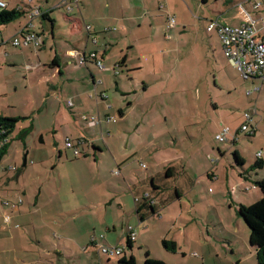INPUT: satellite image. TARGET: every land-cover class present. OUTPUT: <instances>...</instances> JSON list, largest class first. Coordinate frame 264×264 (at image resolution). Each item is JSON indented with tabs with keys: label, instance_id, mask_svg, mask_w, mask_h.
I'll return each mask as SVG.
<instances>
[{
	"label": "rangeland",
	"instance_id": "obj_1",
	"mask_svg": "<svg viewBox=\"0 0 264 264\" xmlns=\"http://www.w3.org/2000/svg\"><path fill=\"white\" fill-rule=\"evenodd\" d=\"M5 1L8 3L7 9H27L30 5L36 7L35 5L38 4L47 6L46 0ZM188 2L189 6L184 9L185 12L181 14L173 12L177 23L176 28L170 31L171 37L165 38L162 33H159L157 39L151 38L152 40L146 46L151 56L158 53L163 55L161 67H164L163 64L168 67L167 72L174 83H171L169 93L162 96V103L160 102L161 106H159V111L168 117V120L164 121L166 125L160 124L157 137L150 142L151 147L146 149L142 147V151L139 152H150L154 158L156 157V159L153 158L155 162L165 158L179 159L175 163L184 165L188 173V176H181V180L176 181L182 187L183 196L180 199L175 197L168 201L160 208L159 214L148 217L142 223L139 222L138 226L141 228L136 229L138 235L132 249L127 245L124 225L115 224L116 230L110 231V237L114 240L123 237L124 241L120 245L124 253L121 255L109 257L99 252L98 247L85 250L81 245H76L72 251L62 247L66 254L60 259L57 254L49 253L57 240L53 237L48 239L51 242H44L45 250H18L12 247V241H0V262L6 264L10 261L12 264H20L15 261L16 257L27 256L54 260L57 264H114L123 255L127 257L133 255L137 264H144L149 252L151 258L166 264H236V259L244 256L252 258L250 259L252 263L249 261L245 264H256L255 255L250 253L252 252L249 242L250 229L240 215L239 207L241 204H253L262 197L256 179L264 178V166L255 167V164L264 160V85L260 91H255L256 87L261 85V79L243 77L222 53L216 32H209L206 29L208 21L216 20L218 17L225 23L237 22L240 15L244 14L240 7L242 1L188 0ZM244 6L250 10L248 3ZM59 11L65 12L61 9ZM261 12L264 13V9ZM29 19L30 14L26 13L0 26V114L22 117L15 130L9 135L10 148L0 164L1 175L7 173L3 170L4 167L21 165L26 148H29L30 156H34L36 152L38 157L45 158L49 170L54 169L57 173L58 153L49 152L53 142L57 140V146H62L68 131L76 130L80 133L72 121L74 117L68 106V101L72 100L71 82V85L68 84L67 78L56 80L66 91L65 94L57 92L58 97L52 96L47 99L48 90L46 92L43 90L44 84L52 78L54 73L50 68L51 63L49 64L54 54L50 50V47H54L52 44L54 40L50 36L46 47L38 48V52L31 46H15L12 42L19 28L25 26ZM38 20L37 18L35 23L40 27ZM63 20V24L66 25L67 21ZM38 31L41 32L39 29ZM67 32L68 30L65 34ZM261 36L264 38V29L260 33ZM133 55V61L136 62L137 56L135 57L134 53ZM155 58L160 59L158 56ZM28 63L38 64V66L46 64V67L44 70L34 68V72L31 73V70L26 67ZM144 63L149 68L153 67V61L148 57H145ZM128 74L129 71L124 69L122 78L126 77L129 81ZM130 85L131 89L138 87V84L130 83ZM248 91L254 93L248 95ZM111 93L115 94L116 103H122L123 106L129 105V101L134 98L133 93L124 96L116 88H113ZM160 95V93L157 94L159 99ZM44 102H50L53 106L56 105V109H60L61 116L57 117L59 123L56 133L46 130L53 123V117L46 111V107L41 108L42 115L37 111L38 105ZM53 109L55 108H50L51 111ZM246 112L253 116L251 125L256 129L253 136L240 132L235 144L228 140L221 142L216 139V133L225 126H230L232 129L239 128ZM134 115L139 113L132 111L128 119L131 121ZM31 123L34 126L32 132L23 141L18 137L19 131ZM129 130L134 133L133 129ZM40 133H43L45 143L39 141ZM142 139L144 137L136 141L132 140L131 148L135 149ZM145 139L140 143L142 146ZM156 146L157 151H154ZM67 150L70 149L67 148ZM235 150H238L245 159L244 168L235 161ZM260 150L263 151L261 158L257 156ZM139 153L138 156L133 155L132 160L130 159L131 168L136 173L147 172L141 163L143 161L148 164L150 160L146 157L143 159L144 155L141 157ZM36 164L41 166L38 160ZM159 164L155 163V166ZM172 165H175L174 162ZM252 165L253 168H251ZM29 172L32 173L29 170L27 177L30 176ZM13 174L14 170H11L10 175ZM56 176L53 173L52 179H57ZM166 180L170 181L165 185L168 199L174 196L175 186L171 181L175 182V180L172 178ZM23 182L26 183L25 179ZM163 182L160 181V183ZM73 185L75 186L73 196H83V187L79 186L77 181H74ZM32 190L35 189L31 188L29 192ZM34 194L35 192L31 193V195ZM55 199L57 201V195ZM48 209L46 208L45 211ZM178 212H184L179 219ZM52 213L57 214V212ZM110 213L113 214V212ZM98 217H102L97 220L102 226L105 223V216L99 214ZM58 218L64 222L61 216ZM109 218L111 220V217ZM55 219L57 220V217ZM87 220H91V217L84 213L78 215L71 223L66 219L65 224L67 226L74 224L75 228L85 227ZM17 225L20 229H24L26 223L19 222ZM61 225V223L54 224L56 227L54 231L61 233L57 229ZM131 226L134 227V225ZM146 226L147 229L143 230ZM101 233L104 236L108 235L105 231ZM162 237L175 241L176 250L166 248ZM26 238L25 240L20 238L18 242L26 243L27 240H31L30 236ZM99 239L100 243L104 242V239ZM108 241L110 242L108 244L112 245L117 243V241ZM58 246L57 241L56 247Z\"/></svg>",
	"mask_w": 264,
	"mask_h": 264
},
{
	"label": "crops",
	"instance_id": "obj_2",
	"mask_svg": "<svg viewBox=\"0 0 264 264\" xmlns=\"http://www.w3.org/2000/svg\"><path fill=\"white\" fill-rule=\"evenodd\" d=\"M240 1H242L240 7L242 5L246 8L244 4L248 3L250 10L246 9L249 12H254V0ZM46 2V7L41 4L35 6L40 7L49 17H37L40 27L35 23L37 18L34 19V24L36 31L38 29L41 31L40 33L43 31L42 34L45 39L43 46L39 49L46 47L50 36L54 40V42L52 41L54 47H50L51 52H54V54L49 64L54 59H56V63L53 67H50L54 73L52 78L44 84L43 90L44 92L48 90L46 98L49 99L52 96H57V92H63L64 94L66 92L65 89L60 87L59 78H67L68 84L71 82L74 105L72 107L68 106L72 117H74L72 121H74L80 133L71 130L68 131L66 137L82 140L79 145L81 155L74 156L71 149L67 150L65 143L62 146H57L56 140L49 152L52 154L58 153L57 173L54 169L49 170L46 159L38 157L36 152L34 156H30L29 148H26L20 166L13 165L12 167L3 168L7 173L1 175L0 172V197L7 198L14 202L16 206H5L0 202V241L10 240L13 244L12 247L18 250H45L44 242L55 237L57 240L49 253L51 255L57 254L62 259L61 257L66 254L62 247L71 251L74 250L76 245H81L83 248L98 247L96 244H91L92 238H96L98 244H100L99 238H102L104 239L102 243L108 244L110 243L108 240H112L113 242L117 241L115 245L121 246L120 243L124 241L123 237L117 240L110 237V231L112 229L116 230L115 224L122 223L124 225L126 240H128L126 227L134 225L137 239L138 232L136 229H140L139 222L142 223L145 220L141 222L139 219L132 187L138 184L145 185L149 182L161 184V180H166L165 169L171 166L173 162L175 165L179 164L175 163L179 159L165 158L155 162L153 161L154 156L150 152H139L142 151V147L145 149L150 148L151 140L157 137V133L160 131V124L166 125L164 121L166 122L168 117L159 111V106H161L162 96L169 93L170 85L174 83L167 72L168 67L165 64H163L164 67H161V57L163 55L158 53L151 56L146 46L152 39H157L159 33H162L165 38L171 37L170 31L176 28V25L168 27L169 16L173 15V12H179L180 14L185 12L184 9H187L189 2L188 0H56L53 2L46 0ZM68 5L71 6V9H68ZM32 8L33 5H30L23 10L26 14ZM60 9L65 12L59 11ZM241 12H244L243 9ZM240 16L239 20L233 23L222 22L219 17L217 19L229 26H240L247 22L245 12ZM63 19L67 21L66 25L63 24ZM23 27L21 26L19 30ZM257 28L260 30V34L264 26L258 23ZM67 30L68 32L65 34ZM116 32L118 33L116 34ZM216 35L220 40L217 32ZM34 49L38 52V48ZM91 51H96L109 69H99L96 63L89 58L84 64L78 63L75 52L79 54L85 52L88 55ZM221 51L224 54L222 44ZM133 53L135 57L137 56L138 60L136 62L133 61ZM156 56L160 59H156ZM145 57L152 59L153 67L149 68L145 65ZM123 58L125 59V65L121 66L120 63ZM39 60L41 61L40 58ZM27 65L32 66L30 68L26 66L31 70V73L34 72V68L44 70L46 67V64L38 66V64L28 63ZM116 66L119 68L118 75L113 71ZM124 69L129 71L127 75L129 81L126 80V77L122 78ZM130 83L138 84V87L131 89ZM113 88L119 90L124 96L133 93L134 98L129 101V105L123 106L122 103H116L115 94L111 93ZM93 91L99 93L105 91L108 93V97H90ZM158 93L161 94L160 99L157 97ZM44 106L49 115L53 117L52 125H49L46 130L56 133L59 123L57 117L61 116L59 115L60 109H56V105L53 106L50 102H44L42 105H38L37 108L40 115L43 114L41 108H44ZM52 107L55 108L53 111L50 110ZM132 111L139 113V115H134L130 121L128 115ZM85 113L100 114L103 117L102 123H87L82 119ZM107 115L116 116L118 120L116 122L106 121L105 117ZM129 129H133L134 133H131ZM130 136L131 139H129ZM141 137L146 138L143 146L140 143L144 139L139 141L140 143L137 144L135 149L131 148L132 140L136 141ZM39 141L46 142L43 133L39 134ZM154 151H157V146ZM138 153L141 157L144 155L143 159L146 157L150 160L148 164L143 161L141 163V166L142 164L146 165L144 169L147 172L136 173L131 168L132 163L130 162L133 155L138 156ZM37 160L41 162V166L36 164ZM2 161L3 158L0 160V164H2ZM155 163L160 164L156 167ZM116 168H120L119 174L113 172ZM11 170H14L13 175H10ZM29 170L32 173L29 172L30 176L27 177ZM53 173L57 175V179H52ZM24 179L26 183L23 182ZM74 181H77L79 186L83 187V196H73L75 193ZM30 186L35 190L29 192ZM33 192L35 194L31 195ZM56 195L57 201L55 199ZM46 208L49 209L45 211ZM52 212H57V214ZM110 212H113V214L111 215ZM84 213L91 217V220H87L85 227L75 228L74 224H70L71 226L65 224L66 219L71 223V221L76 220L78 215ZM114 213L118 215L112 217L116 215ZM6 214L11 215L10 222L5 221ZM99 214L105 216V223L102 226L97 221L102 218L98 217ZM183 215L184 212H178V219ZM59 216L64 219V222L58 218ZM109 217H111V220ZM19 222L26 223L24 229H20L17 225ZM60 223L62 225L57 229L61 233L54 231L56 228L54 224L59 225ZM146 229L147 226L143 230ZM100 230L107 232L108 235L104 236ZM143 230L141 232L142 237L144 235ZM27 236H30L31 240H27L26 243L18 242L20 238L27 239ZM175 240L178 241V238L175 237ZM57 241L58 248L56 247ZM250 246L252 249L250 253H253L256 258V251L251 244ZM250 259L252 258H249V256L238 257L236 264H245ZM15 261L20 264H46V262L57 264L54 260L27 256L16 257ZM250 263H252V260ZM255 263L259 264L257 259ZM0 264H4V262H0ZM6 264L12 263L8 261Z\"/></svg>",
	"mask_w": 264,
	"mask_h": 264
},
{
	"label": "built area",
	"instance_id": "obj_3",
	"mask_svg": "<svg viewBox=\"0 0 264 264\" xmlns=\"http://www.w3.org/2000/svg\"><path fill=\"white\" fill-rule=\"evenodd\" d=\"M78 1V0H74ZM8 3L5 0H0V11L7 8ZM242 6V5H241ZM68 9H71V6H67ZM243 11L247 16V22L240 26H229L219 22L218 20H211L208 23V31H216L219 34L221 42L223 44V51L230 62L241 72L244 77H259L262 79L261 85L256 87V91H259L264 85V39L259 36V29L257 24L261 23L264 26V13L261 12L264 9V0H254L253 1V10L255 13L249 12L246 8L242 6ZM30 19L26 26L19 30L17 36L13 39V44L15 46H32L34 48H39L43 46L45 39L42 33L36 31L34 19L37 17L43 16L44 12L40 7H33L29 12ZM176 25V18L173 15H170L168 18V27H174ZM77 56V61L79 64H84L87 58L93 60L96 65L101 70L109 69L104 60L101 59L96 51H91L88 55L84 53L75 52ZM27 67H32L27 65ZM113 71L116 75L119 74V68L116 66L113 68ZM248 94H251L252 91H248ZM96 98H107V92L98 93L94 91L93 94ZM92 96V95H91ZM69 106H73V102L70 100L68 102ZM87 123L91 124H101L103 117L98 113H85L82 116ZM106 121L116 122L118 119L116 116H106ZM253 116L251 113H245V121L242 123L240 131L247 132L251 130V121ZM217 139L220 141L231 140L233 143L238 139L237 132L233 133V130L229 126H225L217 134ZM81 139H73L71 137H66L65 146L72 150L74 156L81 155L80 144ZM263 155V151H259L257 156L260 157ZM143 167L146 165L143 164ZM115 174L120 173V168H116L113 171ZM146 196H150L148 192H145ZM138 200V197H135V201ZM153 201V200H152ZM0 202L5 206L15 207L16 204L7 198L0 197ZM10 214L5 215V221L10 222ZM128 236L131 240L136 239V231L132 226H129ZM123 248L118 245H100V252L111 257L115 255H121L123 253Z\"/></svg>",
	"mask_w": 264,
	"mask_h": 264
},
{
	"label": "trees",
	"instance_id": "obj_4",
	"mask_svg": "<svg viewBox=\"0 0 264 264\" xmlns=\"http://www.w3.org/2000/svg\"><path fill=\"white\" fill-rule=\"evenodd\" d=\"M203 1L207 2L208 0H203ZM253 13H255V11ZM22 15H25V11L21 8L20 9H7V8L3 9L0 11V26L5 25V24L17 19L18 17H20ZM47 16H48L47 13L44 12L43 17H47ZM216 20H218V19H216ZM259 36H260V34H259ZM261 38H263V37L261 36ZM221 44H222V42H221ZM222 47H223V44H222ZM55 63H56V59H54L52 61V63L50 64V67H53L55 65ZM120 65L121 66L125 65V59L124 58L121 61ZM245 78H247V79L248 78L261 79L259 77H245ZM261 82H262V79H261ZM253 93L254 92L252 91L251 94H253ZM93 94H94V91L90 94V97L94 98L95 96ZM251 94H248V95H251ZM70 107H72V106H70ZM244 118H245V114H244ZM21 119H22V117H19V116L14 117V116H6L3 114H0V160L8 152L9 147H10L9 135L15 130L18 122ZM241 126H242V124H241ZM241 126L237 129L231 128L233 130V133L237 132L238 137H239V133L243 132V131H240ZM33 127L34 126L32 123H31V125L24 127L23 129H21L19 131L18 137L23 139V141H24L28 137V134H30L32 132ZM246 133H247V136L251 137L256 133V129L254 127H252V125H251V130L247 131ZM216 139H217V135H216ZM237 140L234 143H236ZM228 141L232 142L231 140H228ZM221 142H224V141H221ZM260 151H262V150H260ZM261 157L262 156H260V158ZM234 158H235V161L237 162V164L244 168L245 159L241 156V154L238 150L234 151ZM263 166H264V160L263 159L258 161L255 164V167H263ZM251 168H253V165L251 166ZM164 175L166 176V179L172 178L175 180V182L171 181V183H174V186H175L174 187L175 192H174V196L172 198L167 199L168 196L166 197L168 191H167V188L165 185L170 183L169 180H164V182L161 184H156L155 182H150V183H146L145 185L138 184V185H134L132 187L134 190V198L138 197V200L135 201V203L137 205L138 216H139V219L141 222L146 220L148 217H150L152 215L159 214L160 208L162 206H164L165 203H167L168 201L174 199L175 197L180 198L181 195H183L182 187L180 186V183L176 182V181L181 180L180 179L181 176H188V173H187L185 166L181 165V164L171 165L165 169ZM256 183L262 192V197L253 204H249V205L241 204L239 207V213L243 217L244 221L246 222V224L248 225V227L250 229L249 241H250V244L253 246V248L256 251V259H257L259 264H264V178L258 179V180L256 179ZM145 192H148L150 196H146ZM128 231H129V229H128ZM133 241H135V240H131V238L128 236L127 245L130 249L133 248ZM91 244L98 245V251L99 252H100V245H106L105 243H100V244L96 243V238H92ZM163 244L169 250L175 251L177 248V243L173 240L169 241L168 239H164ZM84 249L86 250L89 248L85 247ZM115 264H137V261L133 255L130 257L123 255L122 257H120L116 261ZM144 264H166V263H164L161 260L151 258L149 255V252H148L146 257H145Z\"/></svg>",
	"mask_w": 264,
	"mask_h": 264
},
{
	"label": "clouds",
	"instance_id": "obj_5",
	"mask_svg": "<svg viewBox=\"0 0 264 264\" xmlns=\"http://www.w3.org/2000/svg\"><path fill=\"white\" fill-rule=\"evenodd\" d=\"M6 9V8H5Z\"/></svg>",
	"mask_w": 264,
	"mask_h": 264
}]
</instances>
